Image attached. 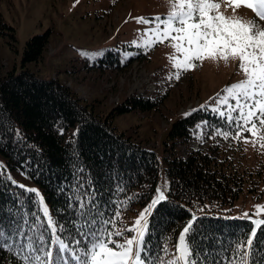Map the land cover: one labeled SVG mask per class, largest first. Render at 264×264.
<instances>
[{"label": "trees", "instance_id": "16d2710c", "mask_svg": "<svg viewBox=\"0 0 264 264\" xmlns=\"http://www.w3.org/2000/svg\"><path fill=\"white\" fill-rule=\"evenodd\" d=\"M50 37L49 30L32 36L25 44L20 69L12 67L0 76V154L5 159V166L0 165L4 232L0 260L25 264L27 256L33 264L34 257L47 260L45 252L52 251L55 264H61V256L66 264H76L74 256L80 255L90 232L131 229L127 219L152 200L162 170L169 187L148 219L142 253L147 264L161 260L167 264L189 222L193 229L188 238L198 264L233 259L236 242L245 240L253 228L257 231L253 259L264 258V225L256 226L252 218L231 212L243 193L264 197V156L247 165L213 144L179 153L192 140L197 124L210 134L220 129L235 135L234 124L197 106L171 123L160 155L119 131L114 119L156 111L163 99L133 95L107 113L100 112L57 78L45 79L28 68L42 60ZM130 48H109L92 63L100 69H119L124 51ZM6 169L22 172L39 185L55 223L63 226L57 234L69 245L65 253H58L51 243L52 230L37 194L15 184ZM105 221L113 223L109 226ZM132 234L123 232L127 238ZM29 243L34 250L27 247Z\"/></svg>", "mask_w": 264, "mask_h": 264}, {"label": "rangeland", "instance_id": "374dc122", "mask_svg": "<svg viewBox=\"0 0 264 264\" xmlns=\"http://www.w3.org/2000/svg\"><path fill=\"white\" fill-rule=\"evenodd\" d=\"M168 11L166 0H0V76L12 67L19 70L26 42L49 30L51 37L42 60L28 68L45 79L57 78L102 113L133 95L162 98L158 110L118 115L114 124L119 131L163 155V142L174 120L186 116L197 106L223 111L217 97L224 95L225 88L245 79L238 71V61L229 60L225 64L223 60L204 59L193 60L190 70L183 71L179 79L173 75L169 80V75L175 73L169 57L178 54L169 46V41L154 43L151 37L144 35L154 25L137 22L141 17L151 20L159 16L163 19ZM220 11L232 15V8L227 3H221ZM237 15L245 22L251 20L264 28V21L257 19L246 7L238 9ZM125 45L132 48L124 51L121 68L100 69L92 63L107 49H121ZM255 131L256 136L246 131L242 137L228 135L225 138L218 134L223 133L220 129L210 134L204 125L197 124L192 129V140L182 146L179 153L186 155L189 150L208 149L213 144L215 148L233 153L235 159L255 165L264 156V140L260 139L264 137V127L258 125ZM0 165L5 166L1 154ZM7 171L15 184L36 190L42 211L46 207L48 216L55 222L39 185L22 172ZM168 187L169 179L162 170L152 200L127 219L132 229L140 213L148 209L141 221L143 239L154 208L149 206L158 190L165 195ZM256 205H264V197L243 193L234 202L231 212L237 217L259 220L264 213L254 215ZM244 213L249 215L244 216ZM133 237L139 238L136 232L128 236ZM117 240L124 242L123 239ZM0 264L13 263L3 259Z\"/></svg>", "mask_w": 264, "mask_h": 264}, {"label": "snow or ice", "instance_id": "6c2138e0", "mask_svg": "<svg viewBox=\"0 0 264 264\" xmlns=\"http://www.w3.org/2000/svg\"><path fill=\"white\" fill-rule=\"evenodd\" d=\"M222 2L232 8L231 16L220 11ZM166 3L169 11L163 19L159 16L151 20L141 17L137 22L154 25L144 35L151 37L154 43L169 41V46L178 54L169 57L175 73L169 75L168 79L171 80L173 75L179 79L183 71H188L193 66V60H223L225 64L229 60L238 61V71L244 74L245 79L225 88L224 95L217 97V102L224 110L215 108L213 111L218 112L230 125L234 124L235 137H240L245 131L256 136L258 125L264 127V28L254 21H243L237 15V10L246 7L257 19L264 21V0H166ZM218 134L225 138L229 135L227 132ZM260 139L264 140V137ZM245 142H248L246 138ZM164 199L163 192L158 190V195L149 208ZM255 208L254 215L264 213V205H256ZM43 211L48 218V227L52 230L51 243L56 246L58 253L63 254L69 248L68 243L57 234V230L63 231V226L52 221L46 207ZM147 211L148 209H145V212ZM145 212L140 213L132 229L112 231L109 227L86 235V243L80 249V255L74 256L76 264H147L142 257L144 226L141 221ZM248 215L244 213V216ZM104 223L111 226L113 222ZM253 223L256 226L264 225V220H254ZM192 229V222L183 228L175 244V252L171 254L167 264H198L194 258L195 250L188 238ZM124 231L136 232L139 238L124 237ZM3 235V229L0 228V236ZM256 236V228H253L245 240L236 242L234 258H226L220 264H264V258L260 261L253 259ZM115 237L122 238L124 242H119ZM40 240L44 242L43 236ZM80 243V240L76 241L77 245ZM27 247L34 250L31 243ZM164 251L167 252V249ZM45 256L47 260H41L40 256L34 257L33 264H55L52 251H46ZM60 259L61 264H66L62 256ZM24 262L29 264V257L25 256ZM160 264L165 262L161 260Z\"/></svg>", "mask_w": 264, "mask_h": 264}]
</instances>
